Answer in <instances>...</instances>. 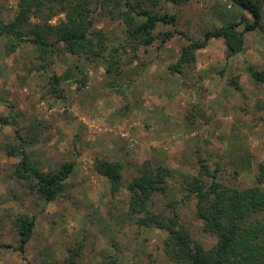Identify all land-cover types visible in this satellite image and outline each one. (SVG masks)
I'll return each mask as SVG.
<instances>
[{"label":"rangeland","instance_id":"374dc122","mask_svg":"<svg viewBox=\"0 0 264 264\" xmlns=\"http://www.w3.org/2000/svg\"><path fill=\"white\" fill-rule=\"evenodd\" d=\"M260 1L264 23V0ZM149 5L153 14L175 17L176 25L160 23L153 32L158 37L154 45L123 53L121 75L108 74L106 63L72 56L62 44L45 60L30 42L10 51V41L0 38V244L10 246L0 248V264L62 261L78 248L82 254L77 264H175L164 251L166 234L141 227L139 218L130 213L127 186L145 162L174 173L168 192L155 194L149 208L155 213H177L207 250L217 240L202 231L195 214L197 199L186 197V181L198 176L206 164L211 172L218 170L219 181L226 185L257 184L255 177L264 161V84H256L248 68L264 71V30L247 33L244 51L231 58L223 39L211 40L184 67L178 82L174 76L179 73L173 74L169 66L178 62L190 41L176 34L163 43L165 35L178 30L201 40L209 31L251 16L226 0L178 4L161 0ZM17 14L16 0H0L1 20L11 23ZM64 17L53 18L52 25ZM32 23L39 20L33 18ZM95 28L113 44L127 38L124 23L101 12L96 14ZM54 75L62 79L58 88L64 90L63 97L50 92ZM171 114L176 118L163 140L171 152L169 162L160 152L131 150L136 143L129 127H113L127 118L144 122L146 129L141 130L146 134L153 128L161 133L162 119ZM189 114L194 115L192 122ZM103 121L113 127V140L123 139L129 150H106L112 133L105 131ZM22 143L46 174L58 172L64 162L76 163L66 181V197L48 203L17 179L19 160L7 151ZM87 152L95 154L81 161ZM119 155L125 162V187L113 194L110 181L95 166L98 161L116 162ZM24 215L35 216L36 226L22 253L17 250L20 236L15 221Z\"/></svg>","mask_w":264,"mask_h":264},{"label":"trees","instance_id":"16d2710c","mask_svg":"<svg viewBox=\"0 0 264 264\" xmlns=\"http://www.w3.org/2000/svg\"><path fill=\"white\" fill-rule=\"evenodd\" d=\"M18 14L11 23L0 19V38L10 41L7 48L15 51L17 45L30 42L41 53L43 59L53 57L61 44L72 56L86 58L93 62L106 63L108 74L121 75L123 53L128 49L137 53L141 47H150L158 37L154 35L160 23L175 26V17L153 14L149 7L161 0H16ZM178 4L185 0H167ZM248 13L239 22L226 23L221 28L209 31L201 40L189 38L175 30L162 38L166 43L176 34L190 41L182 50L177 63L169 66L173 74H182L185 66L195 61L196 53L205 49L211 40L223 39L228 57L242 54L247 33L264 30L263 6L260 0H226ZM103 13L113 21H121L127 28V38L113 44L103 30L95 28L96 14ZM64 14L59 24L52 25L56 16ZM36 18L39 23H32ZM243 27V30H240ZM256 84H264V71L248 68ZM52 94L63 97L64 90L58 85L62 79L54 75L51 79ZM192 122L193 114L188 115ZM5 124L9 119L3 120ZM8 155L17 158L15 175L28 189L48 203L66 197V181L72 175L76 163L64 162L58 172L46 174L35 166L24 144L9 147ZM96 171L111 183L113 194L124 187L123 163L120 161H98ZM205 177L210 179L206 183ZM174 178L171 169L155 167L145 162L139 167L137 176L127 186L130 193V213L139 218L141 227L155 228L166 234L164 251L175 264H264V161L256 175L257 184L241 188L219 181V173L211 172L203 165L200 174L186 181L187 198L197 199L195 214L202 222V231L216 238L211 249H204L192 236V232L181 222L177 214L155 213L149 203L155 194H166L170 180ZM36 226V217L21 216L15 221L20 236L18 251L24 253L31 241ZM0 248H10L0 244ZM82 248L71 250L62 261H45L43 264H77ZM115 264V263H114Z\"/></svg>","mask_w":264,"mask_h":264},{"label":"crops","instance_id":"0c3cea01","mask_svg":"<svg viewBox=\"0 0 264 264\" xmlns=\"http://www.w3.org/2000/svg\"><path fill=\"white\" fill-rule=\"evenodd\" d=\"M152 71H156V70H152ZM153 74V72H151ZM150 73V74H151ZM178 77V82L181 81V76L180 74L178 75H175L174 77ZM173 77V78H174ZM175 79V78H174ZM107 115H111L110 112L108 113H105ZM174 118H176L173 114L171 115H165L164 118L162 119L163 121V124L164 126L161 127V133H156L154 132V128L151 129V133H144L141 128H144L146 129L145 127V123H140V121H130V119H121L120 121H117L116 123H114V126L113 127H116V126H125V127H129V132L132 133L130 134V136H133L134 138V141L136 143L135 147L131 150H145L147 152H150V155H153V153H155V155L160 152V154L162 156H164L165 158V161L166 162H169V156L171 154L170 150H168V144L165 143L163 140H167L168 137H169V133H168V130H167V126H169L170 123H172L171 120H173ZM183 120V119H182ZM104 122V121H103ZM104 125L107 127L105 129V131L109 130L110 132L109 133H112L114 130H113V127H110L108 123L104 122ZM178 125L185 128V123L182 121L180 122L179 119H178ZM127 131V132H128ZM115 135V134H111V138L109 140V143L111 142L110 145H108V148H106V150H123L124 152H126L125 150H129V146L123 141V139L121 140V138L119 139V142L118 141H115L113 140L112 136ZM128 135V133H125L124 136ZM161 139L162 141H158V139ZM126 147V148H125ZM181 150V149H180ZM93 155L95 154L94 152H87L85 153L83 156L80 157L81 161H85V159L87 158L86 155ZM180 154V153H179ZM94 156V155H93ZM93 156H91L93 158ZM118 159H116V161H120L123 163V166H125V162H124V159L122 157V155H119L117 156ZM115 157H113V159H115ZM73 174V173H72ZM72 176V175H71ZM70 176V178H71ZM69 178V179H70ZM68 179V180H69ZM67 180V181H68Z\"/></svg>","mask_w":264,"mask_h":264}]
</instances>
